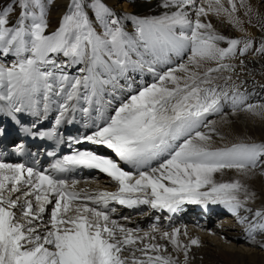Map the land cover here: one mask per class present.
<instances>
[{
	"label": "snow or ice",
	"instance_id": "6c2138e0",
	"mask_svg": "<svg viewBox=\"0 0 264 264\" xmlns=\"http://www.w3.org/2000/svg\"><path fill=\"white\" fill-rule=\"evenodd\" d=\"M54 4L0 0V59L12 57L0 62V115L20 124L19 114L40 120L54 108L52 130H26L43 139L80 112L94 130L72 142L115 158L74 150L51 172L0 162V264H188L198 238L184 243L186 231L158 223L127 227L113 218V203L168 213L184 204L222 205L264 249L257 240L264 206L250 207L257 193L239 179L264 177V141L217 146L225 137L210 118L228 123L247 113L264 122V104L248 102L236 72L247 68L249 52L264 56V38L256 46L243 27L251 19L238 15L253 12L247 0H157L160 11L150 16L118 15L103 0H68L52 29ZM210 16L225 17L245 36L220 34ZM145 72L151 81L134 87L135 74ZM76 167L105 174L115 190L79 189V180L59 175ZM229 171L235 177L223 180Z\"/></svg>",
	"mask_w": 264,
	"mask_h": 264
},
{
	"label": "bare ground",
	"instance_id": "6f19581e",
	"mask_svg": "<svg viewBox=\"0 0 264 264\" xmlns=\"http://www.w3.org/2000/svg\"><path fill=\"white\" fill-rule=\"evenodd\" d=\"M68 0H55L54 6L50 12V24L51 28L55 29L58 21L64 11L63 5ZM109 7L114 9L117 5L121 6L116 9L115 12L119 15L121 10L122 14H135L138 16H150L158 14L160 11L156 8L157 0H103ZM251 5L253 12L249 14V17H244V9H240L238 15L247 21L251 19V24L245 23L243 27L246 29L248 36L255 38L256 35H261L264 38V31H261V23H264V0H247ZM258 12L259 16L255 13ZM215 29L220 34H223L229 38H241L245 36V32H241L229 24L225 17L210 16ZM131 20H125V23H129ZM128 25V24H127ZM135 27L131 21V28ZM258 38V37H256ZM226 46V45H221ZM256 46H259L257 43ZM12 57H8L7 60L0 59L1 62L7 63ZM247 68L241 70L237 68V74L239 80L246 82L247 91L251 94L249 97V103L264 104V88L260 85H264V56H253L252 52H249L246 57H243ZM70 74H76L75 69L68 70ZM236 79V76L233 77ZM239 80L237 82L239 83ZM151 75L147 72L135 74L134 87L144 82H150ZM124 81H121L123 84ZM243 90V89H242ZM227 110V109H226ZM50 112H55L54 108ZM81 121L88 122L86 118L80 113ZM218 120V130L225 137L224 141H220L217 138V146L227 143L238 142L240 140H254L256 142L264 141V122L258 117H253L247 113H239L236 116L229 117L228 123L219 122L218 117H210ZM86 125V133L89 134L94 129ZM88 131V132H87ZM85 133V135H86ZM235 177L234 172H227L222 177L223 180H230ZM218 179H221L219 174ZM246 184H249L253 190L257 193V200L250 204L252 208H260L264 206V177L255 176L251 179H247L243 176L239 177ZM110 182L106 181L104 184V190L108 189ZM108 184V185H107ZM111 191V190H109ZM198 204H191L190 210L194 211ZM184 207L187 204L183 205ZM182 209L176 213H168L166 211L160 212L152 210L149 207L141 206L137 209H128L119 204H115L113 209L115 213L113 218L117 219L127 227L136 228L139 227L142 230H148L150 225L158 223L161 228L171 230L172 227L181 228L182 231L187 232V236H180L182 242L187 243L190 238H198L200 244L198 246H191L189 251L188 264H264V249L260 248L258 244H252L249 242L247 235L244 231V225L237 222V217L228 212L222 205L209 204L206 208L201 207V212L188 213ZM212 210L206 212V209ZM50 213L51 209L48 207ZM218 212L215 214L214 212ZM221 212V213H220ZM243 214V213H242ZM220 215V216H219ZM159 216L160 220L157 222L155 217ZM127 217V220L123 218ZM216 218L228 219L230 222H223L222 220H214ZM48 219V213H45V220ZM213 239L218 240L216 243ZM257 240H264V234H257ZM164 243V241H160ZM230 247H236L232 249ZM169 251L172 250L171 245H168ZM127 255V253H125ZM175 255V253H174ZM181 259L183 256L181 254Z\"/></svg>",
	"mask_w": 264,
	"mask_h": 264
},
{
	"label": "rangeland",
	"instance_id": "374dc122",
	"mask_svg": "<svg viewBox=\"0 0 264 264\" xmlns=\"http://www.w3.org/2000/svg\"><path fill=\"white\" fill-rule=\"evenodd\" d=\"M121 6H119V5H117V7H115L114 8V10H116V9H118V8H120ZM122 12H123V10H121L120 12H118V13H120V14H122ZM119 14V15H120ZM124 24H125V27L128 29V30H132V28H131V21H129V23H125L124 22ZM128 24V25H127ZM256 37H258V38H256ZM256 37H255V40L257 41V43H259V41H260V37H261V35H256ZM236 71H237V69H236ZM216 243H218L219 241L218 240H216V239H213ZM224 246H228V245H226V243L224 244ZM229 248H230V250H232V249H237L236 247H230V246H228Z\"/></svg>",
	"mask_w": 264,
	"mask_h": 264
}]
</instances>
